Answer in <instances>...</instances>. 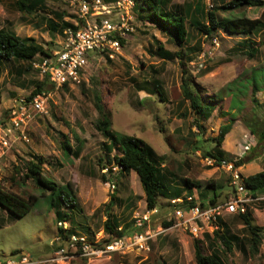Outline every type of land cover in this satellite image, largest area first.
Returning <instances> with one entry per match:
<instances>
[{
	"label": "rangeland",
	"instance_id": "1",
	"mask_svg": "<svg viewBox=\"0 0 264 264\" xmlns=\"http://www.w3.org/2000/svg\"><path fill=\"white\" fill-rule=\"evenodd\" d=\"M114 1L104 0L106 3ZM228 1L174 0L173 5L182 10L187 5L195 8L200 3L205 8V15H200V19L205 22L209 10ZM125 3L130 16L128 24L134 29L126 34V43L121 50L114 56L103 54L95 58V53L91 51L93 59L83 83L50 89L49 114L32 122L29 127L30 142H17L0 159V184L6 190L26 198L31 195L39 197L32 210L21 218L11 217L7 210L0 209V259H13L25 254L39 264H197L195 242L198 240L205 254H210L212 250L210 241L215 247L219 246L227 264H264V237L259 252L251 254L250 242L246 240L248 231L235 218L236 215L224 213L209 226L204 225L202 233L196 235L176 220L173 199L163 194L159 195L158 211L152 217V229L163 227L169 217L173 225L152 240L150 252L87 258L70 249L68 242L59 245L55 241L59 226L57 206L53 207L50 203L53 199L59 200L57 193L52 195L48 190L43 195V189L34 180L23 179L28 162L35 156L44 159L43 175L48 180L59 187L66 186L68 182L72 184L83 207L82 213H78L79 220L83 221L80 227L88 224L91 233L95 234L94 240L102 237L107 219L105 206L112 194H116L117 202L110 213L121 221L122 226L130 224L135 211L148 210L138 174L117 171L118 167L113 165L112 160L118 151L108 154L104 147L106 138L95 127L101 117L96 105L98 95L102 111L111 113V128L119 137L137 136L164 157L163 164L174 174L165 189L174 191L175 185L184 189L181 196L184 200H188V192L191 191L193 198L199 202L201 192L212 181L224 187L217 188L218 194L222 192L218 202L235 197L228 181L230 172L223 165H215V160L207 155V151H213L216 145L212 138L219 134L222 125L230 121L234 124L222 145L224 159L245 162L239 168L245 177L264 168V140L260 137L264 129V35L255 38L253 35L231 34L220 28L211 38L198 32L190 24L189 16V39L180 47L168 41V34L147 17L139 18L133 0ZM47 6L50 10L64 11L66 20L77 23V18L73 17L80 14L77 0H48ZM125 12L124 7L117 8L112 20L116 22ZM216 13L221 22L244 16L264 20V5L242 7L232 13L216 10ZM40 14L52 15L50 11ZM1 28H10L22 37L34 38L49 53L62 48L64 37L49 30L42 17L20 12L15 0H0ZM158 43L171 52H179L180 57L164 62L154 53ZM197 44H201L202 49L192 52L190 61L189 49ZM250 45L257 46L254 57L248 55ZM181 60L186 63L185 66ZM27 66L25 62L20 65L12 60H0V114L18 97L29 95L34 88V80L42 78L36 68L24 71ZM185 69L194 92L205 104H216L209 119L195 113L190 101L185 99L182 88ZM252 73L255 75L253 81L247 78ZM154 78L160 83L156 81L155 84ZM253 82L262 90L255 93L253 87L250 89L249 85L254 86ZM239 88L250 91L242 94ZM235 93H239L236 97L238 106L243 103L242 100L245 105L243 110L232 115L228 110ZM251 129L257 130L260 135L253 134ZM66 140L71 145V151L65 146ZM78 149L80 153L77 156L74 152ZM109 158L111 162H108ZM211 165H214L212 169L209 168ZM103 174L108 182L102 179ZM187 178L194 183L191 189L185 183ZM116 182L117 191L110 187ZM213 191L210 190L211 193ZM247 211L252 213L256 225L264 227V194L253 196ZM84 217L89 223L84 222ZM223 222L229 225L230 233L244 237L246 252L240 246L228 252L220 242L216 243L214 232L223 229ZM68 223L71 225V222ZM78 230L92 240L90 232L81 228ZM206 233L211 235L210 239ZM59 246H65L66 252H59ZM14 251L18 252L13 254Z\"/></svg>",
	"mask_w": 264,
	"mask_h": 264
},
{
	"label": "trees",
	"instance_id": "2",
	"mask_svg": "<svg viewBox=\"0 0 264 264\" xmlns=\"http://www.w3.org/2000/svg\"><path fill=\"white\" fill-rule=\"evenodd\" d=\"M48 0H15L16 7L18 10L24 14L31 16L42 17L46 22L47 27L54 33H59L64 36V33L67 29L72 28L78 30L86 24L85 20L79 16H73L77 18V23H72L70 20H66V14L64 11L50 10L47 6ZM110 1V0H106ZM135 12H138L137 15L141 19L146 17L149 21L159 27L161 30L165 31L168 34V41L175 43L177 46L182 47L188 42L190 29L187 26V19L190 16V24L208 37L214 38V35L217 33L218 29L222 28L225 31L231 34H240L246 36H254L257 38L259 35H264V20L262 18H248L237 17L230 20L221 22L217 16L216 10H223V12L232 13L234 10L241 9L242 7H255L263 6L264 0H230L221 6H217L214 10H209L206 14V21L203 22L200 19V15H205V8L203 5L198 3V6L193 8L191 5H187L186 9H179L177 6L173 5L174 0H133ZM139 9V10H137ZM175 9V10H174ZM52 14L50 17L38 15L40 12H48ZM105 17V16H103ZM122 46L126 43V37L120 38ZM252 42V40H250ZM245 43H248L245 41ZM264 44V40L262 42ZM258 45V44H256ZM201 44L190 47V61L192 60V52L197 49L201 50ZM257 47V46H256ZM253 45L249 46L248 55L254 57L257 54V48ZM52 52H47L44 47L38 43L34 38L31 37H22L18 35L14 30L10 28H1L0 29V60H12L15 63L21 65L22 62L28 64L24 71L30 72L34 65L35 61L41 60L44 56H50ZM187 52V51H186ZM159 55L165 62L168 59L179 58V52H171L164 48L161 43H158L157 50L154 52ZM186 54V55H187ZM109 58V57H108ZM183 66L186 65L184 61L181 60ZM257 69V68H256ZM254 69V70H256ZM21 72H23L21 70ZM156 72V71H155ZM188 72L183 70V93L186 100L190 101L191 109L197 113L201 114L205 119H209L215 108L216 104H205L202 98L198 93L194 92L192 88V82L186 77ZM156 76V75H155ZM253 73L247 77L255 79ZM155 79V78H154ZM157 79V78H156ZM154 80L155 84L156 81ZM135 80V79H133ZM136 81V80H135ZM137 82V81H136ZM34 88L31 91V97L41 93L43 91L49 92L50 89L54 88L55 85L49 80L47 76H42L34 80ZM146 83V82H145ZM160 83V82H159ZM192 83V84H191ZM254 86L249 85L250 89L253 87L254 92L257 93L262 90V87H259L257 83L253 82ZM144 85V84H143ZM141 85V87L143 86ZM157 86V85H156ZM62 87L68 88L67 84H64ZM158 88V86H157ZM240 89V88H239ZM250 89H240V92L247 94ZM157 91V90H156ZM239 93H235L229 105V112L232 115L239 113L243 110L245 102L237 104L236 97ZM240 94L239 97L242 95ZM240 102V100L238 99ZM257 101V100H256ZM97 108L101 112V117L96 122V129L106 138V143L104 145L108 154H111L114 150H117L118 153H115L113 156V165L118 166L120 173L136 172L140 178L141 185L146 197L147 207L150 210L158 209L159 205V195L163 194L169 199L181 198L182 192L184 189L175 185L174 191L166 190V185L171 183V178L174 174L165 166L164 157L159 156L153 148H151L147 143L137 137L132 135H122L119 137L115 131L111 128V113L107 110L102 111L101 107V98L98 95L96 101ZM231 110V111H230ZM187 116V113L183 114ZM234 122L230 121L229 123L222 125L219 130V134L212 138L215 142V148L213 151H207V155L215 160V165L222 166L224 159L225 151L222 149L223 142L226 138V135L231 131ZM200 129L203 130V126L200 125ZM253 134H259L257 130L251 129ZM260 135V134H259ZM261 139L264 140V129L261 131ZM67 148L71 151V145L66 140ZM77 156L80 153V150L74 152ZM108 162H111L110 158ZM45 161L41 156H35L33 160H30L27 164V172H25V178L34 180L37 185L43 189V195L46 194L48 190L51 191V194L58 195L59 200L53 199L51 205L53 207L57 206L56 219L57 222H71L68 228H63L58 226V233L62 235L64 239H68L71 234H81V231L78 229H85L91 233V228L88 226L89 220L86 217L85 223L86 226L80 227V224H83L82 220H79V212L82 213L83 207L78 201V197L74 191V188L70 182L66 186L59 187L55 183L48 180L43 175V165ZM245 162H236V165L242 166ZM214 165L209 166L212 169ZM102 179L108 181L105 174L102 175ZM170 181V182H168ZM230 181V178L229 180ZM185 183L187 187L191 189V186L194 185L193 181L186 179ZM117 182L115 183V185ZM245 184L247 188L252 192L253 196L258 194H264V168L252 175H249L245 178ZM116 185V191H117ZM173 186V185H172ZM217 188H224L222 184H216L214 181L209 182L208 185L201 192L202 199L198 202L196 199L192 201L185 200V203L174 205L177 207H185L187 205L195 206L199 204L202 208H206L208 205L218 204L219 196L222 194L217 193ZM164 189V191L162 190ZM210 190H214L213 193ZM223 191V190H222ZM45 193V194H44ZM192 196V192H188ZM39 197L29 196L28 198L18 195L12 191H8L5 187L0 184V209L7 210L11 217L21 218L27 215L38 201ZM187 199V198H186ZM117 202L116 194H112L110 202L105 206L107 209V219L104 222V231L105 238L102 240L103 243H108L111 240H115L121 237H125L132 232L134 221L125 223L121 225V221L110 213V210ZM98 210H96L97 212ZM95 212V213H96ZM95 213L93 215H95ZM243 225L244 228L248 231V236L246 240L250 242V252L251 254H256L259 252L260 245L262 244V239L264 237V227H260L254 223V218L251 212H246L244 214H237L236 217ZM220 219V218H219ZM173 225L172 221H164V227L169 228ZM223 229L215 230L214 239L217 242H220L223 247L227 249L228 252H232L235 246H240L246 252V244L244 237L240 238L239 236L230 233L229 225L226 222H223ZM80 227V228H79ZM119 227H122L119 230ZM89 235V234H88ZM91 241L94 240V233L90 234ZM206 236L210 239L211 235L206 233ZM212 240V239H211ZM200 241L195 242V259L197 264H227L222 253L219 251V246L215 247V244L210 241L212 250L210 254H205L202 247L200 246ZM18 251H14L13 254H16Z\"/></svg>",
	"mask_w": 264,
	"mask_h": 264
},
{
	"label": "built area",
	"instance_id": "3",
	"mask_svg": "<svg viewBox=\"0 0 264 264\" xmlns=\"http://www.w3.org/2000/svg\"><path fill=\"white\" fill-rule=\"evenodd\" d=\"M77 1L80 5L79 17L84 19L86 24L78 30L67 29L64 33L62 48L33 63L34 68L42 76H47L57 88L64 84L81 85L85 80L89 63L93 59L92 56L90 57V52L95 53L94 58L103 54L114 56L123 47L119 37L125 38L126 34L134 29L128 24L130 16L127 13L128 4L125 1L129 2V0H115L111 3H106L104 0ZM121 7H124L126 12L121 14V18L116 19L115 22L112 17L117 8ZM49 97L50 93L46 91L32 97L30 94L20 96L0 114V159L17 142H30L29 127L37 117L49 114ZM222 165L231 175V186L235 192L233 199L216 205H208L206 208L197 204L174 209L176 220L181 225L188 226L196 235L202 233L204 225L209 226L223 213H246L248 203L253 200L251 191L245 184L244 176L235 162L224 160ZM110 187L115 188V185L112 184ZM193 199L192 196L188 197V201ZM171 201L174 205L185 203V200L180 198ZM156 212V209H148L146 212L135 211L132 226L134 232L108 243L102 242L105 238L104 231L101 238H96L92 242L88 240V236L79 234H71L68 239L58 234L56 241L59 244L68 242L70 249L87 258L150 252L152 240L170 229L165 227H160L158 230L152 229V217ZM169 221H172V218L169 217ZM59 225L64 228L69 227L68 222H59ZM121 229L122 227H119V230ZM59 252H66V247H60ZM0 264H39V262L22 254L13 259H0Z\"/></svg>",
	"mask_w": 264,
	"mask_h": 264
},
{
	"label": "clouds",
	"instance_id": "4",
	"mask_svg": "<svg viewBox=\"0 0 264 264\" xmlns=\"http://www.w3.org/2000/svg\"><path fill=\"white\" fill-rule=\"evenodd\" d=\"M64 37V36H63ZM226 161H232V162H235V164H236V160H226ZM215 162V161H214ZM238 168H240L241 166H238V165H236ZM118 167V166H117ZM119 168V167H118ZM117 168V169H118ZM242 173V172H241ZM244 176V175H243ZM246 177L244 176V179H245ZM108 182V181H107ZM114 185H115V183H113ZM230 186H231V175H230ZM232 187V186H231ZM115 190H116V185H115V188H114ZM232 189H233V187H232ZM234 190V189H233ZM252 193V192H251ZM190 197V196H189ZM193 197V196H192ZM176 199H179V198H176ZM180 199H184V198H180ZM228 200H230V199H228ZM225 201H227V200H225ZM224 201V202H225ZM219 203H222V202H219ZM150 210V209H149ZM157 210V209H156ZM158 211V210H157ZM228 214V213H227ZM224 215V213L222 214V215H220L218 218H220L221 216H223ZM232 215H237V214H232ZM59 224V223H58ZM60 226V225H59ZM70 226V225H69ZM164 227V226H163ZM172 227V226H171ZM171 227H169V228H171ZM64 228V227H63ZM165 233V232H164ZM59 233H57V235H58ZM104 234H105V231H104ZM163 234V233H162ZM161 234V235H162ZM79 235H84V234H79ZM160 236V235H159ZM57 237V236H56ZM55 241H56V238H55ZM57 242V241H56ZM58 243V242H57ZM59 244V243H58ZM64 244V243H63ZM59 245H62V244H59ZM61 246H59V248H60Z\"/></svg>",
	"mask_w": 264,
	"mask_h": 264
}]
</instances>
